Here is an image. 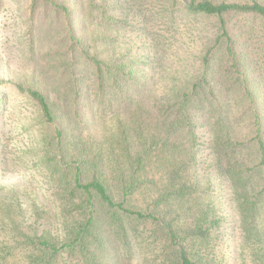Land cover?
Listing matches in <instances>:
<instances>
[{"label": "trees", "instance_id": "16d2710c", "mask_svg": "<svg viewBox=\"0 0 264 264\" xmlns=\"http://www.w3.org/2000/svg\"><path fill=\"white\" fill-rule=\"evenodd\" d=\"M10 3L0 264H264V0Z\"/></svg>", "mask_w": 264, "mask_h": 264}, {"label": "rangeland", "instance_id": "374dc122", "mask_svg": "<svg viewBox=\"0 0 264 264\" xmlns=\"http://www.w3.org/2000/svg\"><path fill=\"white\" fill-rule=\"evenodd\" d=\"M10 1L0 0V77H5L8 73L7 76L14 80L26 83V74L31 71L35 73V69L21 62L24 49L14 41L15 34L12 26L17 17Z\"/></svg>", "mask_w": 264, "mask_h": 264}]
</instances>
